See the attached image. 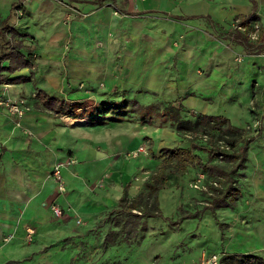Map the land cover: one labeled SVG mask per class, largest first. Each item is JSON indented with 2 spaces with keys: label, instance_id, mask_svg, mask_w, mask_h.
Segmentation results:
<instances>
[{
  "label": "crops",
  "instance_id": "1",
  "mask_svg": "<svg viewBox=\"0 0 264 264\" xmlns=\"http://www.w3.org/2000/svg\"><path fill=\"white\" fill-rule=\"evenodd\" d=\"M21 1L0 0V32L3 25L16 31L19 51L31 64L2 70L3 76L26 77L0 82V88L15 97L33 92L18 124L0 107V264L25 263L24 258H34L45 246L49 255L60 253L61 239L74 228L70 216L86 218L99 210L83 179L94 180L108 165H99L95 154L78 145L80 140L67 137V127L56 116L69 114L46 104V96L85 104L77 108L81 114L69 118L83 122L84 111L109 101L102 96L116 93L120 101L130 93L127 106L120 107L154 112L174 123L165 111L170 103L180 118L190 119L188 112L220 115L239 127L232 122L234 109L264 97V0H69L83 15L67 24L63 8L52 0ZM16 9L23 11L18 19ZM250 14L256 16L263 38L248 47L228 41V24ZM67 34L62 78L57 58ZM257 48L262 51L249 52ZM79 82L80 89L72 90ZM83 89H94L98 100L80 98ZM120 107L106 111L125 109ZM152 129L151 139L171 135L167 125ZM68 157L75 163L59 167L65 187L60 195L49 174ZM125 178L129 176L122 172L123 186ZM52 203L63 215L51 213ZM26 230H32L29 240Z\"/></svg>",
  "mask_w": 264,
  "mask_h": 264
},
{
  "label": "rangeland",
  "instance_id": "2",
  "mask_svg": "<svg viewBox=\"0 0 264 264\" xmlns=\"http://www.w3.org/2000/svg\"><path fill=\"white\" fill-rule=\"evenodd\" d=\"M52 1L63 8L62 21L65 24L83 15L69 0ZM21 2L23 4L24 0ZM13 14L18 19L23 11L16 9ZM69 42L67 34L61 42L57 58L62 78L66 74ZM32 58H35V54ZM81 85L79 82L71 89L79 90ZM3 89L0 88V94L9 96L7 92L10 91ZM92 91L94 89H83L80 98L98 100ZM57 92L63 95L61 87L57 88ZM32 93L9 98L18 101L24 111L31 106ZM115 94L108 93L102 99L109 100L114 107H120L123 103L127 106L130 93H126L120 101V96ZM257 100L254 102L252 99L245 107L235 108L233 112L235 118L232 122L243 128L244 136L252 135L253 138L247 145L243 168L235 170L233 174L240 197L232 208H216L214 214H210L205 206L215 183L195 167L187 166L183 174L158 190V209L172 219L196 210L199 211L198 217L183 219L177 227L169 226L162 218H144V231L137 232L128 241H123L120 234L114 244L106 247L102 243L103 238L108 230L115 229L118 211L116 202L121 194L122 182L125 184V180L120 179L122 172L129 176L125 178L127 198L133 199L143 190V182L159 163V148L175 144L188 145L189 141L184 135L186 132L177 131L174 123L164 120L160 114H143L129 107H120L125 109L115 112L91 107V110L82 113L84 122L75 123H69L68 118L72 114L54 115L58 124L67 127L68 138L80 140L78 145L86 150V154L92 152L99 165H108V169L94 180L83 179L92 204L99 206V210L86 218L70 216L74 228L72 234L61 239L60 253L49 255L48 247L45 246L35 253L34 258L26 257L23 259L26 262L21 264H233L220 259L223 254L229 253L256 256L264 260V97ZM32 102L34 106L35 101ZM118 102L121 104L118 105ZM108 114L113 117L100 118ZM185 116L194 120L196 113L188 112ZM163 125L169 127L170 137L161 135L157 140L151 139L149 134L153 132V126ZM219 138L216 140L218 145L224 142L223 136ZM194 140L203 143L202 137H195ZM193 152L202 159L206 158L203 149H193ZM211 161L217 162V159L212 158Z\"/></svg>",
  "mask_w": 264,
  "mask_h": 264
},
{
  "label": "trees",
  "instance_id": "3",
  "mask_svg": "<svg viewBox=\"0 0 264 264\" xmlns=\"http://www.w3.org/2000/svg\"><path fill=\"white\" fill-rule=\"evenodd\" d=\"M252 19H256L254 14L237 17V24L242 28H234L231 31V43L232 41H239L248 47L253 46L263 38L259 25L256 37L254 39L248 37L247 31L251 28ZM2 29L0 32V72L2 70L12 71L23 65L31 66L28 58L19 51L20 41L14 37L16 31L7 25H3ZM261 51V48H257L249 52L259 53ZM2 61H6V64H2ZM25 77L3 76L0 73V82H12L21 78L25 79ZM36 94L37 91L34 92V95ZM43 100L63 114L79 115L81 111L77 112V108L80 110L85 107V104H81L82 102H74L53 96H46ZM118 104H121V102H118ZM97 107L106 111L113 108L114 105L110 101H100ZM165 111L171 116L177 131L185 130L186 134L184 135L189 141V145L160 147L161 161L143 182V190L133 199L127 198V184L122 187L121 195L116 202L118 211L114 225L115 229H110L105 233L102 242L105 247L114 244L116 237L120 234L123 241H128L137 232L144 231V218H162L169 226L177 227L183 219L198 217L199 211L196 210L192 213L185 212L181 216L172 219L164 216L158 209V190L168 186L170 182L183 174L189 165L211 178L212 182L215 183V186L212 187L213 192L205 206L210 214H214L216 208H232L240 197V191L233 174L235 170L243 168L247 145L253 136H244L242 127L233 125L227 118L220 115L201 113L196 115L194 120L180 118L177 114L178 111L170 103L166 106ZM105 117L110 118V116ZM221 136L224 137V142H220L218 145L216 140L220 139ZM195 137H202L203 143L200 144L197 140H194ZM192 149L205 150L206 158L202 160L200 156L192 152ZM212 158L217 159V162H212ZM220 259H226L233 264H264V260L259 257L234 253L223 254Z\"/></svg>",
  "mask_w": 264,
  "mask_h": 264
},
{
  "label": "built area",
  "instance_id": "4",
  "mask_svg": "<svg viewBox=\"0 0 264 264\" xmlns=\"http://www.w3.org/2000/svg\"><path fill=\"white\" fill-rule=\"evenodd\" d=\"M234 28H242L240 25L237 24V18L233 19L228 24V28H227L228 31L226 32V36L229 39L228 41L231 40V37H232L231 31ZM257 30H258V23L253 19L251 21V28L247 31L248 37L250 39H254L256 37ZM0 107H4L7 110V112H9L11 115H14V117L16 118L15 123L18 124V119L21 117L23 113V107L18 101L14 102L9 98V96L0 94ZM73 163H75V159L72 157H68L64 161L57 162L53 165L51 172L49 174V177L55 183V190L57 194L62 195L65 191L64 183L59 173V167L68 166ZM49 208H50L51 213L55 217H60L62 215V210L60 209V207H58L57 204L52 203L49 205ZM75 222L78 223L79 220H75ZM31 233H32V230H26L27 239L30 238Z\"/></svg>",
  "mask_w": 264,
  "mask_h": 264
},
{
  "label": "bare ground",
  "instance_id": "5",
  "mask_svg": "<svg viewBox=\"0 0 264 264\" xmlns=\"http://www.w3.org/2000/svg\"><path fill=\"white\" fill-rule=\"evenodd\" d=\"M69 123H75V122H83L82 120H75V119H69Z\"/></svg>",
  "mask_w": 264,
  "mask_h": 264
}]
</instances>
